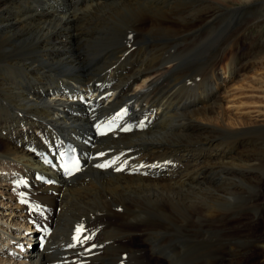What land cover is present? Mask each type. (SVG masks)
<instances>
[{
	"label": "bare ground",
	"instance_id": "obj_1",
	"mask_svg": "<svg viewBox=\"0 0 264 264\" xmlns=\"http://www.w3.org/2000/svg\"><path fill=\"white\" fill-rule=\"evenodd\" d=\"M136 1L75 0L73 3L81 6L78 9L83 12L82 16H77L80 12L76 14V11L73 18L82 21L81 24L91 21L85 12L89 15L96 13L94 17L103 13V17L98 24L94 20L91 26L79 29L75 35V47L63 45L61 49L58 46L59 49H55L52 47L57 41L53 40L62 33L59 27L66 26L73 18L62 14L52 18L51 6L49 10L31 13L24 20L17 18L8 22L10 18L3 19L4 10L12 0H0V163L7 164L4 170L0 166V173L5 178L10 175L6 184L11 190H24L23 195H11V200L14 197L16 203L9 200L5 203L7 209H3L2 213L12 216V222L8 218H0V239L2 242H17L13 249H9V254H25L28 264H131L134 261L128 263L126 258L130 251L144 259L148 248L160 245L151 236V224L148 225L150 215L159 210V203L172 212L185 207L193 213L192 207L196 205L207 208L216 200H231L241 192L239 185L243 179L235 175L219 188L208 184L191 185L195 177L194 165L205 163V166L213 156L217 159L210 163L242 165L257 170L258 225L264 237V120L260 121L264 108L258 107V126L252 129L231 127L229 124L232 123L225 115L215 119L218 125L213 127L200 124L199 119L212 122L211 114L224 113L223 104L218 105L219 93L213 81L216 76L213 80L210 78L212 87L204 84L206 89L202 88V93L188 94L186 99L182 96L185 100L181 101L183 98L180 99L178 89L182 82L180 79L193 67L196 43L193 45L191 42L189 30L178 32L175 36L171 33V37L167 36L159 45V49L166 44L172 47L173 50L166 53L169 55L162 57L163 49H155L152 54L155 41L149 38L150 32L170 33L169 28L176 23L169 22V28L164 27L162 23L168 24L167 21L153 17L160 9L154 2L145 6ZM58 5L54 4L55 9ZM193 9L189 10L194 12ZM207 13H210V8L201 9L194 17ZM215 15L207 14L205 17L217 19ZM165 16L162 18L167 19ZM259 53H264V20L258 22ZM259 62L263 63L262 60ZM103 65L106 67L101 69ZM263 76L264 73L260 78L263 79ZM169 82L173 85L167 89ZM201 82L204 83V80ZM129 113L132 115L125 118ZM182 113L185 116L181 121ZM106 122L116 123L115 128L97 134V126ZM131 124V127L141 129L147 135L127 140L126 130ZM230 132L243 136L258 134V149L254 151L257 155H245L243 158L232 152L228 155L227 148L221 144L222 147L216 146L207 151L208 157L204 158V153H192V145H180L178 142L194 134L202 135L205 141H209L216 135ZM67 141L75 145L83 159L80 171L70 177L61 166ZM209 142L217 144L214 138ZM166 156L177 158L180 165L185 166L184 173L174 171L175 167H172L175 164H170ZM101 164L108 166H97ZM48 179L52 180L50 184L45 183ZM184 180H187L186 185ZM132 196L139 199L143 212V216L135 221L131 219ZM22 200L25 202L22 203ZM208 214L212 215L213 210H209ZM17 218L20 220L16 223ZM77 227L83 228L79 241L74 239ZM137 233L146 241V246L133 243ZM159 235L156 236L160 238ZM40 236L45 237L44 244L40 243ZM19 238H27L26 245ZM193 241L196 242V239ZM32 242H36L37 246ZM22 245L24 250L20 253L16 248L20 249ZM2 246L0 252L3 251ZM260 253L264 256V249H260ZM140 260L143 262L142 258Z\"/></svg>",
	"mask_w": 264,
	"mask_h": 264
},
{
	"label": "rangeland",
	"instance_id": "obj_2",
	"mask_svg": "<svg viewBox=\"0 0 264 264\" xmlns=\"http://www.w3.org/2000/svg\"><path fill=\"white\" fill-rule=\"evenodd\" d=\"M37 1L36 0H31V1L30 0H24V1L23 0H12V3H9L10 5L8 6V8H5V10H4V12H6V13L3 12L4 13L3 19L5 20L7 18H10V20H8V22L11 20L17 19V18H21L22 20H24V19L28 18L29 15H31V13H35V12L37 13L39 11L42 12V11L49 10V7H51V6H52V18L54 16H56L57 14H58L57 16H61V14H62V15H67L68 18H73L79 12L80 13L77 16H79V15L82 16L83 10L82 9L79 10L78 8L81 6L77 7V5H75L73 3V2H75V0H66V1L61 0L62 2L60 0H42V3H41V0H37ZM63 1L66 3L64 4ZM245 1H247V2H245ZM44 2L47 4V6ZM136 2H138L140 4L143 3L142 5H145V6L155 3L156 8H160V9L157 10V12H155L153 17L155 19H156V17H157V19H160V20L162 19L161 21H163V20L167 21L168 24L162 23L164 25V27L167 26L169 28L170 23L171 24L176 23L175 26H177L176 27L177 29H175V26L170 27L169 31H168V32L172 31L170 33H167V31H162L160 33L154 32V34L150 32L149 38L152 39V41H155V42H153L154 43V45H153L154 49L152 50V54H154L157 50L163 49L162 57L168 56L169 54H166V53H169L170 50H173L172 47H167V44H166V45H164V47L160 46V49H159V45L163 41H165L164 39H166L167 36L168 37L175 36V34L178 32L179 33L180 32L185 33V32L190 31L189 33H190V35H192L191 42L193 43V45L196 43V45H194L195 51H194V63H192L193 67L186 73L185 76H183V79L182 78L180 79V80H182L181 85L178 88L180 99L183 97L186 99L188 97V94H191L194 92H197L199 94L202 93L203 89L205 88V85L208 84L207 86L212 87V85L210 84L212 82L211 80L216 78L213 81L216 82V85H217L216 87L218 89L217 93H219V99L220 100L218 101V105L223 104V112L224 113H221V114H217V113L214 114L213 113V114H211L212 122L209 120L205 121L203 119H199V123L202 125H205V126L213 127L214 125H218V123H215L214 120L219 119V117H221L222 115H225L227 120H230V123H232V124H229V125H231V127H234L237 129H252V128L258 126V107L264 108V76H263V79L260 78L261 74L264 73V69H262L264 66V53H262V54L259 53L260 55L258 54V22L264 20V18H263L264 17V0H219V1L218 0H211V2L206 1V0H201V1L200 0H189V1L188 0H145V1L138 0ZM189 2H191V3H189ZM55 3L57 5L59 3H61V4H59L58 7L55 9V6H54ZM72 3L74 4V6L72 5ZM146 3H148V4H146ZM182 3H184V4H182ZM193 3H196V4H193ZM178 4H181L183 6L178 5ZM16 5H19L18 7H21V8H18ZM194 5L195 6L199 5V6H197V8H195ZM62 6H64V10H63ZM65 6H67V7H65ZM184 6H186L187 9ZM208 6H210V7H208ZM198 7H201L200 10L210 8V13H207V14H216L215 16H217V19L206 18L205 15H207V14H204L203 16L200 15V17H194L195 14L200 12ZM27 8H28V10H27ZM65 8H66V10H65ZM67 8H69V9H67ZM178 8H180V10ZM192 8H194L193 9L194 12L191 11ZM220 8L221 9L224 8L225 10H220ZM228 8H230V9H228ZM9 9L12 11H10ZM189 9H191V10H189ZM195 9L197 10L196 13H195V11H196ZM68 11H70V12H68ZM76 11H77V13H76ZM174 11H176V12H174ZM85 13H86V15H88V18L91 21L86 22L87 24L85 22H84L85 24L84 23L81 24L82 21L75 20L73 18L70 23L66 24V26L65 25L63 26L64 28L61 25L59 27V30H61L62 33L58 36V38H60V39L56 38L55 40H53V41H57L56 42L57 44L55 43L52 48L55 47V49H59L63 45H65L67 47L72 46V48L75 47L77 44L75 35L77 34V32H79L81 30L80 28H85V27L91 26V22L94 20H95V24H98L99 19L101 20V17H103V13L97 17H94L96 13H94V15H89L87 12H85ZM157 13H159V14L156 16ZM167 13H168V15H167ZM182 13H184V14L182 15ZM171 14H172V16H171ZM12 15L14 17H12ZM38 15H40V14H38ZM164 15H166L165 17H167V19L162 18V17H164ZM192 16H193V18H192ZM190 18H192V19H190ZM203 18L205 20H203ZM176 19H179V20H176ZM170 20H172V21H170ZM212 20H214V21H212ZM195 21L197 22V24ZM69 25L71 28L69 27ZM84 25H86V26H84ZM189 25H191V26L189 27ZM208 25H210L211 27ZM203 26H204V28H203ZM67 27H69V28H67ZM158 27L163 28V26H158ZM180 27H182V28L179 29ZM183 28H185V29H183ZM197 28H199V29H197ZM187 30H189V31H187ZM171 33H172V35L170 36ZM155 49H156V51H155ZM153 51H155V52H153ZM258 55L260 57L259 59H258ZM260 60H262L263 63H260L259 62ZM105 67H106V65H103L101 67V69H103ZM206 71H207V73H206ZM203 72H205V73H203ZM231 72H234V74H231ZM202 73L204 75H202ZM215 74H217V75H215ZM193 75H194V77H193ZM204 77H206V78H204ZM207 77H209V78H207ZM210 78H211V80H210ZM203 80H204V83L201 82ZM172 85H173V82H169L167 89L169 87H171ZM194 87H196V88H194ZM200 88L202 91L199 90ZM182 93H184V94H182ZM184 98L181 99V101H184L185 100ZM211 101H213V100H211ZM131 115L132 114L129 113L125 118H128ZM184 116H185V113H182V117L180 119L181 121L183 120ZM263 120H264V116L261 117L260 121H263ZM130 122H132V120H130ZM131 126H132V124L126 130V135L128 134L127 140L128 139L137 140V139L143 138L147 135L143 130L138 129V128H133ZM134 132H135V134H134ZM164 133H165V131H164ZM248 135L243 136V135H241L239 133H235V132H230V133H226V134H222V135H216L215 137H212L215 139V141L217 143L216 145L210 144L209 141L212 138L209 141L208 140L205 141L204 139H206V138H204V136H202V135L199 136L198 134H194L191 138H188L187 140H185L183 142H180V140H178V142L180 143V145H183V144L188 145V146L192 145V146H190V148L192 147V153H199V154L204 153V155H205L204 158L208 157L207 151L209 152L211 149L215 148L216 146L222 147V145H223V147L227 148V152H228L227 154L228 155H229V153L232 152L231 154L239 155L240 158H243V156H245V155L246 156L257 155V153L254 151L256 149H258V134L253 136L250 133ZM128 136H129V138H128ZM135 136H137V137H135ZM240 136L242 139L240 138ZM233 139H234V141H233ZM238 140H240V141H238ZM224 142H227V143L225 144ZM207 144H208V146H207ZM228 144H229V146H228ZM239 145H240V147H239ZM206 147H207V149H206ZM250 147H251V149H249ZM230 149H232V150H230ZM242 149H243V152H242ZM246 149H248V151ZM200 150H202V151L200 152ZM240 152H242V154ZM227 154H226V156H228ZM166 158H167V156H166ZM169 158H171L172 160ZM167 159L170 160L169 161L170 164H172V163L175 164V166L172 167V169L175 167V169H173L174 171L181 172L182 174L184 173L185 166H183L182 164L180 165V162L178 161L177 158H173V157L169 156ZM167 159H165V160H167ZM214 159L216 160L217 157L213 156L208 162L210 163L212 161H215ZM175 161H176V163H175ZM209 163H207L208 165L206 164L205 166H204L205 163H203V164L198 163V165H194L193 169H194L195 177H194V179L192 178L193 181L191 182V185L196 184V183L201 184V185L208 184L212 187L219 188L224 183L229 181L228 178L230 176L235 175L236 177H242V179H243L239 185L241 188V190H240L241 192L237 193L236 196H233V197L231 195H229L230 197H232L231 200H225V199L216 200V201L212 202L209 205V207H207V208H206V206L196 205V206L192 207L194 209L193 213H189V208H185V207H181L180 211H173L172 212V210L164 208V204L159 203V207H160L159 210L156 212L155 215H153V216L150 215L149 220H148V222H149L148 225L151 224V225H149V228L151 231L150 234L152 237L154 236L153 239L155 241H157L158 245L160 243L159 247H157L156 245H153L152 247L148 248L145 251V254L147 255V256L146 255L144 256L145 260L143 259L142 256L138 257V255L136 256L135 252L130 251L126 255L128 263L132 262V261H134V262H132L131 264L137 263L136 261L139 258L140 259L142 258L143 262H141V260L139 259L140 261L138 260L137 264H142V263L143 264H147V263L148 264H264V256L260 253V249L261 250L264 249V237L260 234L259 225H258L257 170L256 169H254V170L249 169L246 166H242V165H238L236 167V166H230V165H220L219 162L210 163L211 165H209ZM0 166H1V170H4V168H6L5 166H7V164L6 163L5 164L0 163ZM255 167H257V165ZM263 167H264V165H263ZM243 169H245V170H243ZM216 172H217V174H216ZM225 173H228L227 176H225ZM196 174H197V176H196ZM9 176L10 175H8V177L5 178L0 173V218L1 217H4V219L8 218V221H11L12 216H9V214H5V212L2 213L4 211L3 209H7V207L5 206V203L8 202V200L12 203H13V201L16 203V200L14 199V197H13V200H11V195H14L15 193L23 194L24 190H19V191L11 190L9 188L10 185L6 184L7 179L9 181ZM251 176L254 178H251ZM196 177H198V178H196ZM204 180H206V181H204ZM184 181H185L184 185H186L187 180H184ZM212 181H213V183H212ZM8 183L10 184V182H8ZM230 187L233 188L234 186L231 184ZM11 192H13V193H11ZM135 200H137V201H135ZM138 200L139 199L136 196H132V199L130 202L131 219L133 221H135L134 219H138L141 216H143V212L141 209V203L138 202ZM223 200H224V202H223ZM132 202H133V204H131ZM215 202L217 205L215 204ZM205 205H206V203H205ZM134 210L136 211V213H134L135 212ZM209 210H213L212 215L208 214ZM5 211H8V210H5ZM132 211H133V213H132ZM208 216H210V217L213 216V218L212 217L210 218ZM186 217H188V218H186ZM179 219L182 222H180ZM19 220H20V218H17L15 222L17 223V222H19ZM177 220L179 222H177ZM189 220H190V222L192 221L193 224H195V225H193L192 222L190 224ZM225 221H227V222H225ZM165 222H167V223H165ZM17 225H20V224H17ZM156 225H158L159 227ZM2 226H4V225H2ZM160 226H162V227H160ZM200 227L203 229H201ZM204 227L207 228V230ZM172 228H174V229H172ZM175 228H178V229H175ZM157 229H159V230H157ZM170 229H172V230H170ZM183 229L186 230L188 233L186 231H184ZM188 230H190V231H188ZM191 230H193V231H191ZM175 232H176V234H175ZM165 233H167V234H165ZM191 233H193V234L195 233L194 235L196 237L193 236V234H191ZM179 234H181V236H179ZM139 235H140V233H137V235H136L137 237L135 236L133 243H135L137 245H141V246H146V244H147L146 241L143 240L142 237ZM156 235H159L160 238ZM167 235H168V237H167ZM172 235L174 236V238L172 237ZM175 238H176V240H175ZM1 239H0V245L2 246L3 242H4V246H2L3 251L0 252V262H1L0 264H28V259H26L25 254L23 256H11L9 254V249L10 248L13 249L12 246H15L16 245L15 243H17V242H15V243H8L5 241L2 242ZM194 239H196V242L193 241ZM19 240L21 241V243L23 245H26V242L28 239L27 238H22V239L19 238ZM174 243L176 244V246ZM32 244L37 246L36 242H32ZM170 245H172V246L170 247ZM160 246L162 249L160 248ZM17 249H18V251H20V253L23 252V250L21 248L20 249L16 248V250ZM165 249H167V251ZM175 250H177V251H175ZM176 252L177 253L179 252V253L177 254ZM136 257H138V258H136ZM179 257H181L182 259ZM130 258H131V260H130ZM133 258H134V260H133ZM135 259H137V260H135ZM8 260H10V261H8Z\"/></svg>",
	"mask_w": 264,
	"mask_h": 264
},
{
	"label": "snow or ice",
	"instance_id": "obj_3",
	"mask_svg": "<svg viewBox=\"0 0 264 264\" xmlns=\"http://www.w3.org/2000/svg\"><path fill=\"white\" fill-rule=\"evenodd\" d=\"M98 167H107L108 165H104V164H101V165H97ZM77 170H79L78 168H77ZM69 174H71V173H69ZM21 195H23V194H21ZM22 203H24L25 201H21ZM83 231V228L82 227H77V229H76V233H77V235L74 237V239H76L77 241H79L80 240V233Z\"/></svg>",
	"mask_w": 264,
	"mask_h": 264
}]
</instances>
